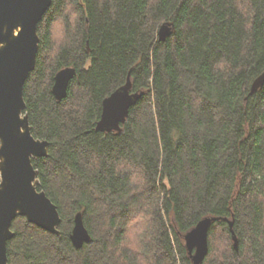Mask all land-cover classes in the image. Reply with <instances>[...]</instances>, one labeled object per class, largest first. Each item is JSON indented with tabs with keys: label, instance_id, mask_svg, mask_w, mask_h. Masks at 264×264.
<instances>
[{
	"label": "trees",
	"instance_id": "16d2710c",
	"mask_svg": "<svg viewBox=\"0 0 264 264\" xmlns=\"http://www.w3.org/2000/svg\"><path fill=\"white\" fill-rule=\"evenodd\" d=\"M38 35L25 113L49 142L33 164L61 236L17 217L9 264H192L184 236L209 216L234 221L239 251L215 222L203 264H264V85L251 94L264 0H52ZM69 67L59 102L55 76ZM129 75L143 96L123 132H97ZM78 213L92 237L82 248Z\"/></svg>",
	"mask_w": 264,
	"mask_h": 264
},
{
	"label": "water",
	"instance_id": "95a60500",
	"mask_svg": "<svg viewBox=\"0 0 264 264\" xmlns=\"http://www.w3.org/2000/svg\"><path fill=\"white\" fill-rule=\"evenodd\" d=\"M51 5L52 0H0V264H9L7 247L14 237L13 222L19 216L61 236L62 219L58 207L38 189L39 172L33 164L34 159L48 157L49 142L33 136L24 97L25 83L37 63L38 25ZM173 30L171 24L162 26L160 39L165 40ZM76 74V69L71 67L57 73L52 89L57 101L67 97L70 82ZM263 85L264 76L254 82L251 94ZM142 96L143 93L133 92L129 75L127 83L103 101L96 131L122 133L131 108ZM218 221L228 222L234 248L239 251L234 221L205 217L184 236L192 264L204 263L209 252V232ZM91 239L83 213H78L71 234L72 243L76 248H82Z\"/></svg>",
	"mask_w": 264,
	"mask_h": 264
},
{
	"label": "rangeland",
	"instance_id": "374dc122",
	"mask_svg": "<svg viewBox=\"0 0 264 264\" xmlns=\"http://www.w3.org/2000/svg\"><path fill=\"white\" fill-rule=\"evenodd\" d=\"M56 30H57L56 35H59V34L61 35L60 28L58 27Z\"/></svg>",
	"mask_w": 264,
	"mask_h": 264
}]
</instances>
